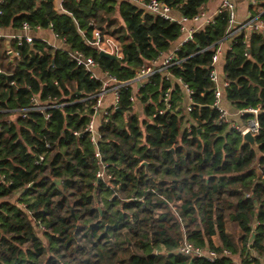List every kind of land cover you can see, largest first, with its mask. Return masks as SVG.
I'll use <instances>...</instances> for the list:
<instances>
[{
    "label": "trees",
    "instance_id": "obj_1",
    "mask_svg": "<svg viewBox=\"0 0 264 264\" xmlns=\"http://www.w3.org/2000/svg\"><path fill=\"white\" fill-rule=\"evenodd\" d=\"M148 1L0 3L1 29L22 32L26 22L30 31L50 29L66 47L13 39L6 51L0 39V264H264V34L238 25L230 35L221 11L175 51L166 80L157 72L134 92L141 65L184 35L177 21L146 9ZM162 1L191 26L211 0ZM254 1L249 20L264 24V0ZM95 28L119 43L121 57L98 55ZM224 40L225 99L236 110L259 107L258 157L211 107L208 47ZM71 52L125 82L117 102L95 109L102 80ZM33 97L44 109L33 108ZM92 118L95 142L85 131ZM90 197L97 217L85 223L74 211ZM80 230L87 241L76 239ZM185 240L217 257L180 253Z\"/></svg>",
    "mask_w": 264,
    "mask_h": 264
},
{
    "label": "built area",
    "instance_id": "obj_2",
    "mask_svg": "<svg viewBox=\"0 0 264 264\" xmlns=\"http://www.w3.org/2000/svg\"><path fill=\"white\" fill-rule=\"evenodd\" d=\"M249 1H250L249 3L254 7L255 1L254 0H249ZM1 2L2 0H0V3ZM144 6L151 13H156L164 19H167L169 21H177L180 24L181 31L184 33V35L181 41L179 42V44L167 56L160 55L159 57L149 60L148 62H145L141 65V67L137 70L136 75L131 80V82L133 81L137 82L136 92H139L144 85L149 83L150 76L157 72L165 73L164 79L166 80V68L178 62L175 51L184 43L191 41L195 32L201 30L202 27L214 22V17L216 14L220 13L221 11L227 12V16H228L227 33L230 34L240 29L239 27L235 29L236 26H238L236 24V9H237L236 0H221L219 6L213 13L200 10L198 14H196L191 18V22H192L191 26L186 25V22L188 21L187 18L185 17H182L181 19L175 18L171 14V10H170L171 8L162 0H149ZM0 13H1V9H0ZM242 27L244 26L242 25ZM246 27H248L250 30L259 31L264 34V24L260 21L250 20L246 24ZM28 30H29V25L28 23L24 22L22 24V32L23 31L27 32ZM14 38L18 40L25 39L28 42L33 40V37H31L28 34L27 35L18 34ZM91 44H93L98 51L103 50L109 53H114L117 57L122 56L121 47L119 43L113 37L109 35H103L101 31L97 28L93 29L92 31ZM208 48H211L214 51L210 64L211 69L209 70L208 76L211 81L212 91H213V101L211 103V107L217 110L218 120L222 123L228 124L232 128L239 130L241 133H243L246 130H250L251 133L257 134L258 122L255 115L257 114L259 107H255V108L249 107L240 110V114H244L245 112L253 114V117L250 118L246 122V124H238L230 121L226 109L221 105V97L223 91L229 85V82L228 80L222 77L221 72L217 68V64L219 62V57H220V46L218 45L217 47H214V45L212 46L210 45ZM15 55L18 54L16 53ZM71 56L74 58V60L78 65L84 66L86 70L92 73L93 76L98 77V75L95 73V69L98 66L91 57H84L77 52H71ZM167 75H169V73ZM100 79L102 80V86L99 93L97 94L96 104L94 106L95 109L100 107L104 95L110 91H112V93L114 94V101L117 102L119 97L117 87L119 85L125 84V82H118L113 75H110L108 73H103V76L100 77ZM183 87L186 89L188 98L190 100L191 90L187 87L186 84H183ZM162 97L166 101V91L165 93H163ZM130 99L134 100V96L130 97ZM32 101L33 103L37 104L36 97H33ZM33 108L37 110L44 109L43 106H39L38 104L35 105ZM190 109L191 107L189 102L187 106V110ZM163 111L164 109H160L158 113H162ZM155 115L153 114L152 118H154ZM94 127H95L94 119L92 118L88 122L85 131L91 132L90 138L92 139V141L95 142ZM75 134H77V132H75ZM95 156L99 157L98 152L95 153ZM105 166H106L105 164H101L102 170L98 171L97 173L98 176L103 177L105 175L103 169L105 168ZM178 251L187 256L207 257L209 260H214L217 257V253L215 251L213 250L206 251L199 247H195L187 240L183 241ZM223 252L228 253V251L226 250H223ZM235 264H242V263L236 262Z\"/></svg>",
    "mask_w": 264,
    "mask_h": 264
},
{
    "label": "crops",
    "instance_id": "obj_3",
    "mask_svg": "<svg viewBox=\"0 0 264 264\" xmlns=\"http://www.w3.org/2000/svg\"><path fill=\"white\" fill-rule=\"evenodd\" d=\"M220 2H221V0H211L206 5L204 11L209 12V13L215 12V10L219 6ZM56 4L59 7V1ZM236 7H237V9H236V24L240 25V26L243 25V26H245V29H248V27H246V24L250 21L249 17H250V12L252 11V9H250V3L245 1V0H236ZM258 10L261 11L262 9H258ZM172 15L175 17H179V14L177 12L173 13ZM18 34H23V35L28 34L31 37H33L34 39L45 41L46 43H48L52 47H56L59 49H66V47L64 46L62 41H60V39H58L50 29H46V30L37 29L36 31L28 30L27 32H24V31L23 32H17V31H14L12 29H1L0 28V39H4V41L6 43V51L9 50V41L15 39L14 37L17 36ZM178 44H176L173 47V49ZM219 46H220V57H219V62L217 64V68L221 72L223 54H224L226 48L229 46L228 41H226V40L221 41L219 43ZM172 50H170L169 53H171ZM169 53H167V55ZM163 55H166V54H163ZM12 57L10 56V60H12ZM95 73L98 75L99 78L103 76V74H101V71L99 69L98 70L96 69ZM131 85H132V88L134 89V92H136L137 91L136 90L137 82L133 81L131 83ZM182 88L184 90V93L186 94L185 104L187 106L188 102H189L188 94H187L186 89L183 86H182ZM113 99H114L113 93L112 92L107 93L103 97V100H102L103 104L102 105L105 108H107L110 105V103H112ZM221 105L226 109L228 117H229L230 121H232L233 123L246 124V122L250 119V117L245 118V115L247 112H245L244 114H240V110L232 109L230 107V105L227 103V101L225 99V92L224 91H223V94L221 97Z\"/></svg>",
    "mask_w": 264,
    "mask_h": 264
},
{
    "label": "rangeland",
    "instance_id": "obj_4",
    "mask_svg": "<svg viewBox=\"0 0 264 264\" xmlns=\"http://www.w3.org/2000/svg\"><path fill=\"white\" fill-rule=\"evenodd\" d=\"M86 191L89 192L88 190H86ZM85 193L86 192H83L82 194L84 195ZM93 206H94V198L90 197L87 200H85V202L80 204V206H77L74 212H76L78 215H80L79 220L85 221V223H86L88 221L86 218H90L91 220H93V219H95L97 217L96 208H93V210L90 211L91 207H93ZM81 230L82 231L84 230V225H81ZM81 230H80L81 234H78L76 239L78 240V239L81 238L82 240L87 241V237L85 235H83ZM95 232H96V234H99V229L97 231H95ZM117 236H119V238L120 237L123 238V236L120 233H118ZM105 237H107V235H105ZM72 238H73V235L72 234H68L67 239H72ZM105 247H107V246H105ZM135 251H137V249H135Z\"/></svg>",
    "mask_w": 264,
    "mask_h": 264
},
{
    "label": "water",
    "instance_id": "obj_5",
    "mask_svg": "<svg viewBox=\"0 0 264 264\" xmlns=\"http://www.w3.org/2000/svg\"><path fill=\"white\" fill-rule=\"evenodd\" d=\"M9 55L12 57L13 56L12 52L9 51ZM98 55L100 57H106V58H110V59H113V60H117L118 59V57L114 53H109V52H106V51H103V50H100L98 52ZM255 137H256V134L251 133L250 130H246V131H244L242 133V142L243 143H249L250 146L255 150L256 155L258 157L260 155V152L258 150V145L255 142ZM142 165H145L147 167V162L142 161L139 164V167L142 166ZM153 252H155V251H153Z\"/></svg>",
    "mask_w": 264,
    "mask_h": 264
}]
</instances>
